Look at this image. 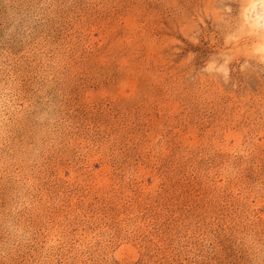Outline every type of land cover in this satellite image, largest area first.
<instances>
[{"label":"rangeland","instance_id":"obj_1","mask_svg":"<svg viewBox=\"0 0 264 264\" xmlns=\"http://www.w3.org/2000/svg\"><path fill=\"white\" fill-rule=\"evenodd\" d=\"M0 264H264V0H0Z\"/></svg>","mask_w":264,"mask_h":264},{"label":"bare ground","instance_id":"obj_2","mask_svg":"<svg viewBox=\"0 0 264 264\" xmlns=\"http://www.w3.org/2000/svg\"><path fill=\"white\" fill-rule=\"evenodd\" d=\"M253 6H256L255 5V3L252 1V8H253ZM255 9V8H254ZM253 10V9H252ZM255 10H253V12H254ZM253 14V13H252Z\"/></svg>","mask_w":264,"mask_h":264}]
</instances>
